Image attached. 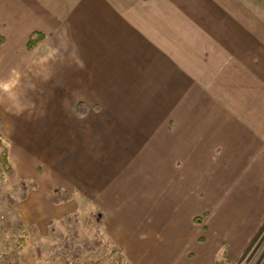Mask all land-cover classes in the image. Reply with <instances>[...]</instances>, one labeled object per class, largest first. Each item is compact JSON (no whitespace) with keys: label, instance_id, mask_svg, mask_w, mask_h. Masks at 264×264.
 I'll use <instances>...</instances> for the list:
<instances>
[{"label":"crops","instance_id":"obj_1","mask_svg":"<svg viewBox=\"0 0 264 264\" xmlns=\"http://www.w3.org/2000/svg\"><path fill=\"white\" fill-rule=\"evenodd\" d=\"M260 14L258 0H0V49L24 45L36 79L25 117L0 116L13 166L35 180L26 199L96 207L133 264L142 227L132 225V244L112 228L196 187L209 198L211 173L236 175L235 198L250 190L261 210L249 215L263 212ZM34 30L44 38L27 50ZM54 186L73 196L53 203ZM159 255L157 264H216L214 251L196 262Z\"/></svg>","mask_w":264,"mask_h":264},{"label":"rangeland","instance_id":"obj_2","mask_svg":"<svg viewBox=\"0 0 264 264\" xmlns=\"http://www.w3.org/2000/svg\"><path fill=\"white\" fill-rule=\"evenodd\" d=\"M258 1L264 6V0ZM260 17L264 19V14ZM0 35L4 41V35L1 32ZM1 48L0 116L17 114L20 118L29 112L27 105L31 103L27 97L34 92L31 86L36 80L28 75L31 63L26 57L29 52L24 45L18 49L8 45ZM11 104L17 109H12ZM10 140V136L0 133V264H133L104 231L103 217L96 207L90 210L89 206L81 205L80 200H73L71 210L63 212L53 206L46 209L26 199L36 190L35 180L13 166ZM5 148L12 166L10 172L2 158ZM13 154L17 159L14 150ZM235 176L211 173L209 198L196 187L194 196L187 201L168 199L160 207H147L142 220L127 219L124 229H117L119 225L113 227L111 233L132 244V240H138L128 237L134 230L132 225L140 224L143 251H133L135 264H157L163 257L159 252L163 250L168 251L171 258L185 251L192 262H196L197 254L214 251L216 264H264V228L240 259L262 223L264 211L249 215L255 209L261 210V205L249 204L250 190L246 191L247 195L243 194L242 203L235 198ZM124 230L129 231L124 233ZM37 251L39 258H35ZM211 262L214 263L212 259Z\"/></svg>","mask_w":264,"mask_h":264},{"label":"trees","instance_id":"obj_3","mask_svg":"<svg viewBox=\"0 0 264 264\" xmlns=\"http://www.w3.org/2000/svg\"><path fill=\"white\" fill-rule=\"evenodd\" d=\"M43 38H44V34L41 31H38V30L32 31L26 40V48H28V49L32 48L37 43L41 42L43 40ZM1 42H3V38L0 35V43ZM2 158L4 160V163L6 164V168L8 169V171L9 172L12 171V166H11V164L9 162V158H8V149L7 148H5V151L3 152ZM71 197H72V193L69 190L62 189L58 186H54L52 188L51 200L53 203H59L62 201H67ZM195 219L198 220L197 217ZM263 228H264V217H263L262 223L260 224L259 228L256 230V232L254 233V235L252 236V238L250 239V241L248 242V244L244 248L242 255L240 256V259L243 257L244 253L250 248L251 244L253 243V241L255 240V238L257 237V235L261 232V230ZM22 241H24L23 237H22ZM39 254H40L39 251L35 252V256H36L35 258H39Z\"/></svg>","mask_w":264,"mask_h":264}]
</instances>
